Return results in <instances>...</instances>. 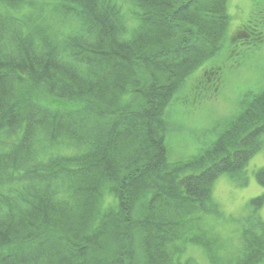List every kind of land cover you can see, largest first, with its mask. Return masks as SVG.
Wrapping results in <instances>:
<instances>
[{"label": "trees", "instance_id": "trees-1", "mask_svg": "<svg viewBox=\"0 0 264 264\" xmlns=\"http://www.w3.org/2000/svg\"><path fill=\"white\" fill-rule=\"evenodd\" d=\"M132 3L128 34L112 0H0V264H194L180 258L201 244L187 237L191 222L218 214L213 182L238 180L264 148L261 89L195 155L169 162L168 101L223 49L227 0ZM43 13L76 31L56 42L36 21ZM263 36L260 17L231 40L259 48ZM38 140L77 152L42 163ZM254 175L264 188V167ZM242 238L235 259H210L264 264L263 222Z\"/></svg>", "mask_w": 264, "mask_h": 264}, {"label": "rangeland", "instance_id": "rangeland-1", "mask_svg": "<svg viewBox=\"0 0 264 264\" xmlns=\"http://www.w3.org/2000/svg\"><path fill=\"white\" fill-rule=\"evenodd\" d=\"M112 2L121 8L129 34L136 21L132 0ZM226 9L230 22L226 29L227 39L223 49L213 58L204 61L168 101L169 108L164 114L168 124L164 148L166 158L171 163H179L195 155L201 147L215 139L226 123L239 114V107L243 102L264 89V43L259 48H251L240 42L233 44L231 40L240 25L254 22L260 17L264 18V0H227ZM44 15L45 13L41 15V20L36 21L56 42L76 31L72 18L59 22L61 19L58 13H51L47 19ZM262 38L264 40V36ZM200 79L203 85L201 89L197 86ZM212 81H217V90L206 88ZM44 95L46 96L45 93ZM44 95L40 101L33 99L32 102L43 105H38L43 108L48 106L44 104ZM16 133L18 128L5 134L8 139L2 140V144H12L17 137ZM60 141L66 142V139ZM40 142L38 140V143L35 141L32 144L36 148ZM66 147L63 144L58 146V143L40 145L36 155L45 163L50 156L77 152ZM262 167L264 148L247 163L244 174L241 178L238 177V180L227 175L215 179L211 186L210 198L216 204L218 214L201 213L191 222L187 237L199 235L202 238L201 244L187 242L180 258L182 261L187 259L194 264H215L213 258L217 256H224L225 259L218 260L224 262L240 255L246 224L257 221L264 224V188L258 185L254 175ZM106 202V199L102 201V210Z\"/></svg>", "mask_w": 264, "mask_h": 264}]
</instances>
